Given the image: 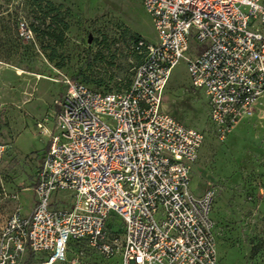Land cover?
<instances>
[{
	"label": "built area",
	"instance_id": "obj_1",
	"mask_svg": "<svg viewBox=\"0 0 264 264\" xmlns=\"http://www.w3.org/2000/svg\"><path fill=\"white\" fill-rule=\"evenodd\" d=\"M140 1L157 40L130 44L141 60L128 86L97 91L65 78L54 131L36 124L49 141L34 205L1 228L0 264L27 252L61 263L73 242L105 258L119 254L121 264H218L215 188L190 191L203 136L163 112L162 97L184 59L189 86L225 139L264 97V0Z\"/></svg>",
	"mask_w": 264,
	"mask_h": 264
},
{
	"label": "rangeland",
	"instance_id": "obj_2",
	"mask_svg": "<svg viewBox=\"0 0 264 264\" xmlns=\"http://www.w3.org/2000/svg\"><path fill=\"white\" fill-rule=\"evenodd\" d=\"M36 1L0 0V230L11 214L26 216L33 208L32 188L49 141L36 124L54 131V101L65 89L63 79L97 91L123 89L137 62L131 36L157 40L140 0H47L68 12L60 41L46 35L54 25L41 22ZM31 24L36 33L29 31ZM194 47L201 51L203 45L192 42ZM161 110L203 136L190 191L215 188L210 216L218 264H264V97L220 140L181 59L164 89ZM70 203L68 198L61 206ZM44 262L43 255L27 252L16 264ZM56 264H121V259L73 242L65 261Z\"/></svg>",
	"mask_w": 264,
	"mask_h": 264
},
{
	"label": "trees",
	"instance_id": "obj_3",
	"mask_svg": "<svg viewBox=\"0 0 264 264\" xmlns=\"http://www.w3.org/2000/svg\"><path fill=\"white\" fill-rule=\"evenodd\" d=\"M36 6V12L40 13L42 23H45L46 20L50 21V25H54V29H52L50 32H47V36L51 39H54L56 41H60L63 37V34L68 29L67 23L64 21V18L67 15V11H62L61 5H54L52 2L47 0H37L35 3ZM59 30V31H58ZM29 31L36 33L37 29L33 24L29 26ZM56 31L58 33L56 34ZM138 40H143L138 35H132L130 38V44L133 42H136ZM131 53L135 54L137 57L136 65L140 62L141 56L136 52L131 50ZM52 54H55V49H52ZM135 65V66H136Z\"/></svg>",
	"mask_w": 264,
	"mask_h": 264
},
{
	"label": "crops",
	"instance_id": "obj_4",
	"mask_svg": "<svg viewBox=\"0 0 264 264\" xmlns=\"http://www.w3.org/2000/svg\"><path fill=\"white\" fill-rule=\"evenodd\" d=\"M62 94V93H61ZM61 94H60V96H61ZM47 147V146H46ZM45 150H46V148H45ZM45 150L43 151V153L45 152ZM43 153H42V155H43Z\"/></svg>",
	"mask_w": 264,
	"mask_h": 264
}]
</instances>
